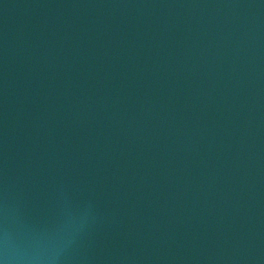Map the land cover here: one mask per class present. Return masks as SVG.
Segmentation results:
<instances>
[{
    "label": "water",
    "instance_id": "obj_1",
    "mask_svg": "<svg viewBox=\"0 0 264 264\" xmlns=\"http://www.w3.org/2000/svg\"><path fill=\"white\" fill-rule=\"evenodd\" d=\"M0 264H264V0H0Z\"/></svg>",
    "mask_w": 264,
    "mask_h": 264
}]
</instances>
